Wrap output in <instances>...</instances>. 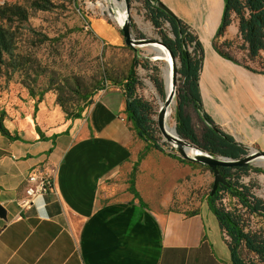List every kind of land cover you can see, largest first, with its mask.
<instances>
[{
  "label": "crops",
  "instance_id": "obj_1",
  "mask_svg": "<svg viewBox=\"0 0 264 264\" xmlns=\"http://www.w3.org/2000/svg\"><path fill=\"white\" fill-rule=\"evenodd\" d=\"M158 1L202 47L199 114L248 151L264 152V71L230 53L242 45L235 16L215 39L223 0ZM89 27L105 45H124L114 22L96 18ZM213 41L235 61L219 54ZM114 89L98 90L80 119H65L49 103L52 94L43 96L36 113L14 118L9 131L20 141L0 142V205L6 211L0 264H231L227 237L214 215L202 213L206 201L192 215L174 209L175 190L188 186L190 166L145 150L125 120L122 91ZM135 164L140 202L128 191ZM36 171L51 176L53 191L23 209L18 202ZM169 174L171 186L164 187Z\"/></svg>",
  "mask_w": 264,
  "mask_h": 264
},
{
  "label": "trees",
  "instance_id": "obj_2",
  "mask_svg": "<svg viewBox=\"0 0 264 264\" xmlns=\"http://www.w3.org/2000/svg\"><path fill=\"white\" fill-rule=\"evenodd\" d=\"M54 0H22L21 4L5 3L0 6V78L9 82L16 72L27 76L34 65L29 57L19 50L18 32L21 26H26L33 12H48L54 7ZM158 0H143L147 17L155 28L160 29L165 22L170 27L173 38L164 36L162 42L170 49L179 62L178 74L183 78L186 86L181 90V101L175 112V129L178 136L207 152L213 157H225L232 160H241L248 153V149L235 143L228 135L222 133L215 127L212 121L201 114L204 129L199 139L192 126L191 118L186 112L188 105H193L199 111L197 80L202 63V47L200 43L191 36L184 25L173 15L167 14L156 7ZM232 15L238 23V32L242 41L241 49L246 52L250 61H256L264 52V0H223V12L221 22L215 34V39L222 36L226 28L232 22ZM121 34V32H120ZM38 44H44L49 39L45 35H34ZM214 48L225 58L235 61L229 55L222 52L213 41ZM231 42H223L222 46L229 47ZM36 63V60H34ZM140 66L148 69L149 60L142 59L133 54L132 60L124 75H115L110 71L102 73V79L111 86L119 88L124 96L125 120L130 124L134 135L146 144V149H155L179 163L190 167L204 168L200 164L181 159L174 149L167 150L166 144L160 143L161 138L156 121L152 118L153 108L149 102L137 95L139 81L135 75V69ZM261 68L264 71V65ZM154 73L153 82L161 89L155 67L150 68ZM50 80L48 87L43 89L34 100L33 111L36 113L37 104L42 101L48 91H54L55 104L60 108L65 119H80L84 110L91 104L93 96L102 88H94L88 91L86 84L77 78L64 79L61 82ZM28 95L35 99L33 88L26 86ZM81 103V104H78ZM77 106L75 107V105ZM7 113L0 110V136L9 142L20 141L17 133L11 134L4 125ZM35 117H33L34 119ZM35 132L39 140H45L40 128L35 124ZM142 158V154L139 156ZM219 173L226 181V185H218L215 194L211 197L210 191L206 196L208 209L214 215L218 227L227 237L226 245L230 254L231 264H264V229L253 230L248 226L243 213L259 217L264 223V200L256 198L251 193L249 186L243 184L241 179L250 172L264 175V168H253L250 165L242 167H219ZM136 164L130 173L128 180V191L140 202V197L135 189L134 176ZM211 172V171H210ZM212 173V172H211ZM212 188V184L210 190ZM228 197L236 201L243 209H227L221 205L222 200ZM142 205V204H141ZM144 206V205H143ZM172 209V208H171ZM195 214V211L187 213ZM253 255V257H249Z\"/></svg>",
  "mask_w": 264,
  "mask_h": 264
},
{
  "label": "rangeland",
  "instance_id": "obj_3",
  "mask_svg": "<svg viewBox=\"0 0 264 264\" xmlns=\"http://www.w3.org/2000/svg\"><path fill=\"white\" fill-rule=\"evenodd\" d=\"M5 3L21 4L22 0H0V6ZM53 4L54 7L51 11L33 12L27 25L21 26L19 29V50L23 55L30 58L34 67L32 71L27 73V76L18 72L14 73L9 82H5L3 77L0 78V110L7 113V118L4 119L5 127L8 130L12 129L13 120L18 117V113L23 115L22 119H25V114H31L33 111L32 101L36 100L40 92L48 87L50 80L61 82L64 79L77 78L86 84L89 92H92L94 88H103L104 86H107V90H115V87L102 79V73L110 71L115 75H124L134 53L142 59L149 60L148 69H143L140 66L135 69V75L139 81L136 92L140 98L151 104L154 113L152 118L156 120L161 103L166 98L164 80L161 76V67L164 66V63L153 60V53L150 52L151 46L139 47L137 52L125 45L107 46L91 32L89 27L91 20L102 18L107 22H114L119 29L118 23L116 20L114 21V16L117 18L124 12L122 0H54ZM100 5L103 6V9ZM129 5L128 15L131 22V31L136 40H162L164 36L173 38L167 23L164 22L160 29L152 25L147 17L143 0H129ZM34 35H45L49 41L38 44ZM230 53L244 63L257 65L259 69L260 67L263 68L261 64L264 65V54L259 60L250 61L241 49V45H236V48L232 49ZM34 60H36V63ZM176 66L179 68L177 59ZM151 67L158 70L156 75L161 83V89L153 82L155 73L150 69ZM25 85L33 88L35 99L28 95ZM185 89L183 78L177 74L175 94L170 105V118L167 120L169 130L175 128L176 108L181 101V90ZM53 93L54 91H48L44 95V99L49 95L51 96V94L55 97ZM49 103L53 106L56 105L53 99ZM186 112L191 118L197 137L200 139L204 124L199 111L193 105H188ZM157 136L161 138L160 143L166 144L165 148L167 150L174 149L173 143H167L161 134ZM1 138L6 140L0 136V142ZM251 166L263 169L264 161L254 162ZM162 176L165 178V173ZM171 182V175L169 174L168 180L163 183V186L170 187ZM212 182L213 175L210 171L204 168L190 167L188 186H185L184 182L183 189L181 187L175 190L174 199L176 203L174 209H183L187 212L193 211L200 201L206 200ZM241 182L250 187L254 197L264 200V175L250 172L241 179ZM221 205L227 209L236 208L241 213L244 212L236 201L228 197L222 200ZM202 213L204 215L210 214L213 217L212 212L208 210L206 205ZM243 216L251 229H264V223L259 217L245 213H243ZM249 257H253V255H249Z\"/></svg>",
  "mask_w": 264,
  "mask_h": 264
},
{
  "label": "water",
  "instance_id": "obj_4",
  "mask_svg": "<svg viewBox=\"0 0 264 264\" xmlns=\"http://www.w3.org/2000/svg\"><path fill=\"white\" fill-rule=\"evenodd\" d=\"M122 2L125 13V19L121 24H119V30L123 37L124 45L129 48H132L135 52H137V48L139 47L158 45L166 50L171 60L173 92L169 96H167L166 94L165 101L163 102L164 105L162 107L160 106L159 108L157 119L155 120L157 123V128L161 136L165 139L167 143L170 144L173 143L172 146L174 147V150L181 159L200 164L204 167H207L212 172L213 182H212V188L210 190V196L212 197L215 194L218 185L227 186L226 181L219 173L218 170L219 167L229 168V167H242L247 165L251 166V164L254 162H259L261 160L264 161V152L253 150L249 152L241 160H232L225 157H213L207 152L199 149L196 145L181 139L178 136L175 128L173 129V134L167 132V130L165 129L166 108L171 105L172 99L174 97L175 88H176V76L178 74V68L176 66V58L174 57L172 51L165 46L162 40H156V39L136 40L132 36L131 22L128 15L130 11L129 0H122ZM156 7L164 11L165 13L172 15L171 12L162 3L158 2L156 4ZM5 216H6V211L0 205V218L4 219Z\"/></svg>",
  "mask_w": 264,
  "mask_h": 264
},
{
  "label": "built area",
  "instance_id": "obj_5",
  "mask_svg": "<svg viewBox=\"0 0 264 264\" xmlns=\"http://www.w3.org/2000/svg\"><path fill=\"white\" fill-rule=\"evenodd\" d=\"M106 90L107 86H104L99 91L105 92ZM52 191L53 182L51 176L43 171H36L27 177L24 196L19 200L18 204L21 208L28 209L34 205L37 199L48 195Z\"/></svg>",
  "mask_w": 264,
  "mask_h": 264
},
{
  "label": "bare ground",
  "instance_id": "obj_6",
  "mask_svg": "<svg viewBox=\"0 0 264 264\" xmlns=\"http://www.w3.org/2000/svg\"><path fill=\"white\" fill-rule=\"evenodd\" d=\"M101 8H103V6L100 5ZM125 19V13L123 12L122 14H120V16H118V24H121ZM117 24V25H118ZM151 53H153V60L154 61H160L164 63V66L161 67V76L162 79L164 80V85H165V90H166V94L167 96H169L172 92H173V88H172V72H171V60L166 52L165 49H163L162 47L158 46V45H152L151 46ZM176 89V88H175ZM164 104L161 103V107ZM170 112H171V108L170 106H168L166 108V119H165V129L167 130V132L173 134V129L168 128V119L170 118ZM189 152V151H188ZM263 160L259 161L262 162Z\"/></svg>",
  "mask_w": 264,
  "mask_h": 264
}]
</instances>
